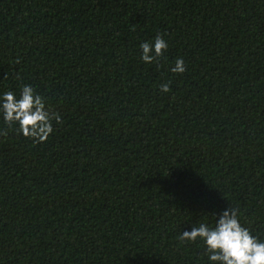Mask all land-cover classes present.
<instances>
[{
  "label": "trees",
  "instance_id": "16d2710c",
  "mask_svg": "<svg viewBox=\"0 0 264 264\" xmlns=\"http://www.w3.org/2000/svg\"><path fill=\"white\" fill-rule=\"evenodd\" d=\"M23 84L61 120L0 119V264H207L179 233L227 207L264 239V0H0V92Z\"/></svg>",
  "mask_w": 264,
  "mask_h": 264
},
{
  "label": "clouds",
  "instance_id": "9594fccd",
  "mask_svg": "<svg viewBox=\"0 0 264 264\" xmlns=\"http://www.w3.org/2000/svg\"><path fill=\"white\" fill-rule=\"evenodd\" d=\"M139 48L140 60L151 64L167 50L168 43L157 34L151 41L141 42ZM170 71L184 72L183 59L177 58ZM159 90L169 92V82L160 83ZM0 119L9 127L16 126L19 134L40 143L50 136L53 121L59 123L61 116L51 111L45 97L34 86L23 84L18 94L11 90L0 92ZM4 134L0 129V135ZM214 216V224L201 222L191 230L180 231L179 239L201 241L207 264H264V239L240 222L235 208H224Z\"/></svg>",
  "mask_w": 264,
  "mask_h": 264
}]
</instances>
